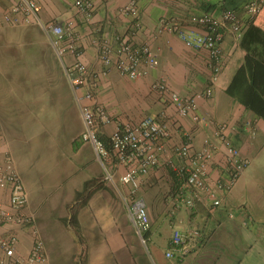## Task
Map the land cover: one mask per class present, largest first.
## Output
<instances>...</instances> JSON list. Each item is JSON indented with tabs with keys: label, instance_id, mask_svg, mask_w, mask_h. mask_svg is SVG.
<instances>
[{
	"label": "crops",
	"instance_id": "obj_1",
	"mask_svg": "<svg viewBox=\"0 0 264 264\" xmlns=\"http://www.w3.org/2000/svg\"><path fill=\"white\" fill-rule=\"evenodd\" d=\"M19 1L0 0V29L4 27L8 29L10 26L7 25L14 26L4 21V14ZM74 1L36 0L39 17L45 22H65L73 19L78 28L79 47L84 50V62L91 71L100 72L104 69V65L98 57V43L107 40L116 45L117 36L132 27L131 19L119 16L116 11L129 0H92L96 5V11L91 18L84 14H75ZM244 1L139 0L141 29L137 32L135 40L149 43L158 53L159 65L154 70V75L165 74L167 79H164L167 80L170 88L181 95L204 89L210 73L207 54L187 46L174 34L155 35L157 22L161 16L171 14L190 22L191 13L211 11L219 15L223 8H235L243 21H249L243 7ZM74 15L78 16V19ZM251 22L264 29V6ZM41 37L48 48L36 52L38 57H42L38 66L41 67L42 77L46 82L35 83V80H28L24 74L23 78L20 74L17 79L13 70L2 76L0 122L16 121L12 103L17 97L26 111L28 110L26 105L44 103L50 108L58 106L57 113L53 111L55 114H62L65 121L77 118L84 130L80 107L66 73V66L73 62L74 57L70 54L61 57L46 33ZM5 50L0 49V52L3 56H8ZM32 51L31 48L13 49L9 51V56L16 54L28 57L29 54L32 55ZM245 55L246 51L241 47L240 42L229 33L225 41L223 69L214 87L213 97L198 101L197 111L207 119V124L196 123L191 115L181 118L182 130L169 141V148L160 157L159 165L149 174L141 177L140 194L147 203L151 219L148 243H151L156 255L154 259L149 255L150 261L145 259L144 264L145 262L147 264H239V253L254 252V245L261 241L260 238L264 239V119L227 93L233 76L244 63ZM120 78L117 69L111 66L106 76L102 77V85L99 86L104 85L106 89L112 90L121 81ZM129 95L134 97L135 92ZM104 97H107L104 101L109 107L117 101L112 93ZM142 108L144 112L151 111V114H158L165 109L168 114L175 115L167 102L160 99H155L151 108L145 104H142ZM143 116L144 114L137 115V121ZM222 122L235 126L236 129L229 134L230 139L249 163L231 191H219L218 197L222 203L215 207L207 195L198 194L186 187L184 179H181L177 171L169 165V160L176 166L181 164L182 161L174 153L173 147L188 137L191 138L194 149L201 150L206 135L215 125ZM11 125L8 127L6 125L5 138L0 141V163L5 151L12 153L14 159L17 154L15 134L11 131ZM113 127V124L107 126V132H111ZM93 152L96 156L94 149ZM226 158V146L222 145L214 162L209 166V183L212 187L222 175L221 166H224ZM16 160L19 161L17 157L15 163ZM119 171L122 173L124 169L121 168ZM65 180L67 182L63 185L66 187L61 196L56 189L54 190V199L65 202L57 209V213L48 207H43L44 205L37 209L32 205L36 212L35 227L43 241L46 254L45 261L33 264H75V257L79 251L77 241L73 239V232L68 234L65 223L56 217H71L67 205L76 202V195L84 190L86 179L83 182H75L67 175ZM24 184L29 201H43L47 198V193L40 194L39 189L36 191L29 179L24 181ZM178 191H182L184 197L192 195L194 205L188 207L180 201L173 206V196ZM5 199L8 201L7 196ZM105 200L108 201L107 194L99 189L87 199L85 205L80 206L76 213L84 236L86 264L142 263L135 256L133 242L128 241L123 235L115 210L109 207ZM30 206L27 207L29 213L32 208ZM174 209L176 211L173 214ZM177 229L182 233L196 230L199 235L189 238L187 253L181 256L176 252L173 258H168L166 252L170 248L173 232ZM11 230L19 237L16 254L20 257L28 256L34 242L32 232L28 228L0 224V236L8 234Z\"/></svg>",
	"mask_w": 264,
	"mask_h": 264
},
{
	"label": "built area",
	"instance_id": "obj_2",
	"mask_svg": "<svg viewBox=\"0 0 264 264\" xmlns=\"http://www.w3.org/2000/svg\"><path fill=\"white\" fill-rule=\"evenodd\" d=\"M74 5L77 12L86 17L91 18L96 11L92 0H75ZM263 6L264 0H245L243 7L250 23ZM38 11L36 0H20L6 11L4 21L12 24H18L19 21L35 22L44 30L61 57L66 54L74 57L73 62L66 66V73L84 121L81 139L93 147L97 159L105 168L106 180L114 182L117 171L124 169L119 177L120 183L127 187L123 201L137 234L146 242L145 234L151 228V219L147 203L140 194L141 177L159 165L160 157L169 148V141L182 130L181 118L191 115L196 123L207 124V119L197 111L198 101L213 97L214 87L223 69L227 35L232 34L240 42L247 25L244 27L239 12L234 9H222L219 15L211 11L191 13L189 23L198 26L200 31L185 28L183 22L177 18H162L157 26L158 33L175 34L187 46L207 54L210 73L206 87L188 95H181L170 88L167 80L161 79L152 85V89L169 102L168 106L174 110V116L165 110L156 115H144L135 122H115L105 106L98 102L95 94L108 69L114 66L122 76L134 80L144 77L159 65L158 53L148 43L135 40L140 28L139 22L132 25L126 34L118 35L116 45L107 40L98 43V57L104 69L95 72L84 62V50L79 47L78 28L74 20L45 22L39 17ZM119 13L122 16L138 18V0H130L120 8ZM111 124L114 127L107 134L106 128ZM235 129L228 122L215 125L206 135L201 150H195L191 138L188 137L173 147L174 153L182 161L181 164L176 166L169 160V165L184 179L186 187L198 194L207 195L215 207L222 203L218 197L219 191H231L249 163L230 139L229 134ZM105 137L108 138L110 147L105 142ZM4 138V131L0 128V141ZM222 145L226 146L227 158L224 166H221L222 175L212 187L209 183V166L214 162ZM180 201L188 207L194 205L193 196L184 197L182 191L174 194L173 206ZM28 205L29 195L14 156L5 151L0 163V224L28 228L33 234L34 242L29 255L20 257L16 254L19 242L17 233L11 230L0 236V264H33L46 259L43 241L35 227V217L27 212ZM175 211L174 209L173 214ZM198 235L196 230L186 233L179 229L174 230L166 256L173 258L176 252L181 256L187 253L189 238Z\"/></svg>",
	"mask_w": 264,
	"mask_h": 264
},
{
	"label": "rangeland",
	"instance_id": "obj_3",
	"mask_svg": "<svg viewBox=\"0 0 264 264\" xmlns=\"http://www.w3.org/2000/svg\"><path fill=\"white\" fill-rule=\"evenodd\" d=\"M73 6L75 7L74 4ZM121 7L116 10L119 16H122L119 13ZM74 9L76 11L75 14H80L77 12L76 8ZM174 16L176 15L171 14L161 16L157 22L154 34L160 36V34L169 33H158L156 31L157 26L162 18H176ZM74 17L78 19V16L76 17L74 15ZM129 18L131 19L132 25L137 21L139 22V17L134 19L129 16ZM179 20L183 22L185 28L200 31L198 26L186 22L185 19L179 17ZM243 23L244 27L250 24L249 21H243ZM7 26L10 27L8 29L5 27L0 29V49H6L5 51L8 55L3 56L2 52H0V83L2 81V76L7 75L11 70L14 71L17 79L20 74H22L21 76L23 78L24 74L28 80H35V83L46 82L42 77L41 67L38 66L41 64L42 57H38V53L36 52L37 50L48 48L41 37V35H45L42 28L36 23L24 21H19V23L14 24V26ZM140 29L141 28H139V30ZM128 31L129 29L126 30L125 33L119 35H124ZM27 48L33 50L31 52L32 55L29 54L28 57L16 54L9 56L10 50H27ZM155 69L150 71L144 77L134 80L122 76L118 72L121 81L112 90L106 89L104 85L103 87L98 86L95 91L96 98L98 102L105 106L115 122H135L137 121V115H156L151 114V111L144 112V109L142 108V104L150 106L151 108V104L155 99L163 100L169 105L168 101L164 100L152 89V85L155 82L164 78L167 79L165 74L154 75ZM100 83L101 84L99 85H102V79ZM131 92H135L134 97L129 95ZM110 93L116 96L117 101L114 105L111 104L109 107L104 101L107 97L104 96H107ZM12 105L14 106V117L16 118V121L13 123L0 122V128L5 134L6 125L8 127V125L12 124L11 131L15 134V144L17 146L15 159L16 157L19 159V161L16 160V167H18L17 169L19 173L22 175L25 182L29 179V182L34 185L33 187L35 190L37 191L39 189L40 194L42 192V194H44V192L47 193V198L43 201H29V205H31L30 207L33 205L34 209H37V207L44 205L43 207H48L54 213H57V209L65 204V202L55 200L56 198L54 199V190L56 189L59 196H61L66 187V185H63L67 182L65 176L68 175L72 180L74 179L75 182H83L86 179V183L87 181L92 180L95 186L91 189L92 191L96 192L100 189L107 194L108 201H105L109 207L115 210L116 219L119 223L120 229L123 231V235L128 241L131 240L133 242L135 246V256L137 260L142 262L140 264H144L145 259L150 261L148 257L149 255L152 259L156 258L151 243H148L150 231L145 234L147 241L143 242L130 220L129 213L123 201V196L127 193V187L122 185L119 180L121 172L117 171L114 182L105 179L104 166L95 156L90 144L83 142L81 139L83 125H79L80 121L77 118V120L71 119L70 121H65L62 114L58 115L53 112L56 111L57 113L58 106H52V108H50L44 103L36 104L34 106L26 105L28 108L26 111L23 109L22 104L18 102L17 97L14 98ZM6 107H8V105ZM163 111H165V109ZM107 134H109V132H107ZM13 154L15 155V153ZM84 203H86L85 197H82L79 200L76 199V202L67 205V210L71 211L72 216L75 212L77 213L80 206ZM33 207L31 208L30 213L35 217L36 212ZM56 218H59L62 223H65L67 233L70 234V232H73V239L77 241L79 251L75 257V264H86V250L83 232L81 231L82 239H79L74 230H72L73 228L70 224L71 217ZM63 219H65V221ZM260 239L261 241L253 247L254 252L239 253V264H264V239ZM252 255H254L253 258ZM145 264L147 263L145 262Z\"/></svg>",
	"mask_w": 264,
	"mask_h": 264
},
{
	"label": "trees",
	"instance_id": "obj_4",
	"mask_svg": "<svg viewBox=\"0 0 264 264\" xmlns=\"http://www.w3.org/2000/svg\"><path fill=\"white\" fill-rule=\"evenodd\" d=\"M240 45L246 51L245 60L233 76L227 93L264 119V29L250 23L245 28ZM104 140L110 147L108 138ZM94 187L92 180L87 181L84 190L77 193L76 199L85 197L86 202L94 193L91 190ZM70 224L77 237L82 239L76 212L71 216Z\"/></svg>",
	"mask_w": 264,
	"mask_h": 264
}]
</instances>
